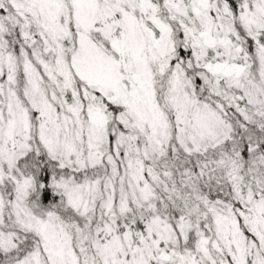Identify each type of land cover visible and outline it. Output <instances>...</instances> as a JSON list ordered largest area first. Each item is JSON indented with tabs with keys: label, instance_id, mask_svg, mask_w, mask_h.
I'll use <instances>...</instances> for the list:
<instances>
[{
	"label": "snow or ice",
	"instance_id": "obj_1",
	"mask_svg": "<svg viewBox=\"0 0 264 264\" xmlns=\"http://www.w3.org/2000/svg\"><path fill=\"white\" fill-rule=\"evenodd\" d=\"M0 264H264V0H0Z\"/></svg>",
	"mask_w": 264,
	"mask_h": 264
}]
</instances>
